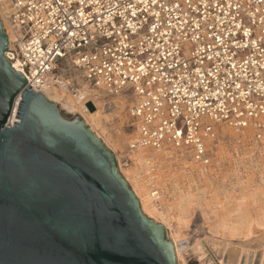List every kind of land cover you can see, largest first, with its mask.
<instances>
[{
    "label": "built area",
    "instance_id": "1",
    "mask_svg": "<svg viewBox=\"0 0 264 264\" xmlns=\"http://www.w3.org/2000/svg\"><path fill=\"white\" fill-rule=\"evenodd\" d=\"M8 2L4 58L26 86L45 97L51 82L77 73L127 96L128 150L184 153L206 168L217 126L264 139V0ZM77 88L73 97L92 104ZM20 101L4 128L18 123Z\"/></svg>",
    "mask_w": 264,
    "mask_h": 264
},
{
    "label": "water",
    "instance_id": "2",
    "mask_svg": "<svg viewBox=\"0 0 264 264\" xmlns=\"http://www.w3.org/2000/svg\"><path fill=\"white\" fill-rule=\"evenodd\" d=\"M7 43L0 21V264H178L113 154L26 86ZM18 95L20 122L4 128Z\"/></svg>",
    "mask_w": 264,
    "mask_h": 264
},
{
    "label": "bare ground",
    "instance_id": "3",
    "mask_svg": "<svg viewBox=\"0 0 264 264\" xmlns=\"http://www.w3.org/2000/svg\"><path fill=\"white\" fill-rule=\"evenodd\" d=\"M8 3V0H0V21L7 38L11 40L13 39V32L7 20V13L9 12L7 8ZM79 79L78 75L73 73L68 79L55 84L56 86L51 82L50 89L45 94V98L54 103L58 110L64 111L71 116H78L90 132L102 142L105 148L114 153L113 156L115 157L118 173H120V176H122L132 194L137 199L141 213L147 219L165 226L174 246L177 263L185 264L181 254L183 249L177 245V237L173 234L170 227L171 224L168 222L169 213L164 214L161 210L163 206H166L168 211H175V225L178 228L182 226L184 228L186 220H189L186 217L189 215L192 206L193 195L189 190L183 189V186L174 187V202L171 205H167L168 203L166 204L165 201L159 204V200L161 198L164 199L163 194L168 191L167 187L170 186V180L167 178L168 175L162 174L164 172H162L161 166L157 168V164L159 162L163 165L162 163L165 161L164 157L169 156L174 151L163 150L158 153L128 151L127 149L124 151L122 145L126 139V133L124 131L126 128L125 123H127V119H130V101L128 97L125 95L122 96L121 94L114 96L116 98L109 99L108 94L89 87L87 83H80ZM73 80L78 82L79 88H77V91L85 96L88 104L92 102L95 108L94 113L87 109V105L84 102H79L73 97L70 89ZM106 106L110 112L105 111ZM17 122H20L19 119ZM243 131L251 130L247 129ZM131 139L132 136L128 144ZM152 154H158L160 156L157 159ZM119 155L127 158L130 164L123 167ZM190 170L192 169L190 168ZM194 170H197L200 177H204L203 168L195 165ZM243 204V202H240L239 205L235 206L236 212L233 209L232 211L226 212L223 205H220L219 211L215 214L214 232L210 231L212 235L210 234L209 237H205L204 240L197 239L189 246V251L192 255L194 254L196 256L199 263L204 262L207 258V251L214 253L217 264H248L251 249L254 247L255 249L252 252L254 257L252 259L253 264H264V219L262 217L263 220H261V216V221L257 219L259 222L250 219L241 210ZM233 213L234 216L237 215V218L234 221H230ZM209 227L211 225H208Z\"/></svg>",
    "mask_w": 264,
    "mask_h": 264
},
{
    "label": "rangeland",
    "instance_id": "4",
    "mask_svg": "<svg viewBox=\"0 0 264 264\" xmlns=\"http://www.w3.org/2000/svg\"><path fill=\"white\" fill-rule=\"evenodd\" d=\"M78 77L80 78L79 82L83 83L84 81L81 77ZM73 81L72 84L76 83L79 88L78 82L76 80ZM108 97L109 99L116 98L110 95ZM107 108L106 106L105 111L110 112ZM87 109L92 113L95 112L93 104L87 105ZM60 114L68 121H74L79 118L78 116L66 114L64 111H60ZM129 122L130 119H127V123H125L126 139L122 145L124 151H126L128 141L132 136ZM209 150L211 153L210 165L203 168V178L198 175L197 170H194L195 165L184 153L171 152L169 156L164 157L163 165L156 160L158 162L157 168L161 166L162 172L165 173L162 174L168 175L167 178L170 180V186L167 187L168 191L163 194L164 199L161 198L159 204L165 201L166 204L168 203L167 205H171L174 202V187L183 186V189L189 190L193 195L192 206L189 215L186 217L189 220H186L184 228L182 226L179 229L175 225V211H168L166 206H163L161 210L164 214L169 213L168 222L171 224L170 227L173 234L177 237V245L183 249L181 254L185 264H217L213 252L206 251L207 258L204 262L199 263L196 256L194 254L193 256L188 248L195 240H204L205 237L212 235V232H214L215 214L219 211L220 205H223L226 212L232 211V209L236 212L235 206L243 202L241 210L250 219H254L257 222L264 219V139L256 141L251 131H235L227 126L219 125L215 128V139L209 143ZM110 152L114 155L112 151ZM119 156L121 164L123 160H127V158ZM153 156L158 159L160 155L154 154ZM159 161L161 162V160ZM236 218L237 215L234 216L233 213L230 221H234ZM155 224L161 225L159 223ZM208 225H211V227L208 228ZM163 228L166 230L167 240L173 246L168 230L165 226ZM254 249L252 247L248 264H253L252 259L254 257L252 252Z\"/></svg>",
    "mask_w": 264,
    "mask_h": 264
}]
</instances>
